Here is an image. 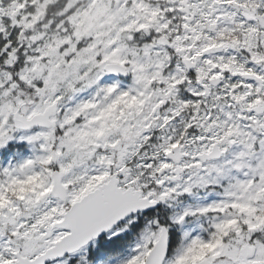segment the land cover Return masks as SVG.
Returning a JSON list of instances; mask_svg holds the SVG:
<instances>
[{
  "label": "snow or ice",
  "instance_id": "1",
  "mask_svg": "<svg viewBox=\"0 0 264 264\" xmlns=\"http://www.w3.org/2000/svg\"><path fill=\"white\" fill-rule=\"evenodd\" d=\"M0 264H264V0H0Z\"/></svg>",
  "mask_w": 264,
  "mask_h": 264
}]
</instances>
